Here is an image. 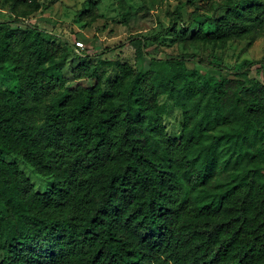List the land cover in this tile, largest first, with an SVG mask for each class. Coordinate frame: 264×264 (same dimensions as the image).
I'll return each instance as SVG.
<instances>
[{"label":"trees","instance_id":"obj_1","mask_svg":"<svg viewBox=\"0 0 264 264\" xmlns=\"http://www.w3.org/2000/svg\"><path fill=\"white\" fill-rule=\"evenodd\" d=\"M5 1L0 71L16 85H0V264H264V59L238 70L194 54L94 61L23 21L36 0ZM219 1L220 15L197 21L195 9L187 22L178 1L161 32L128 38L135 61L162 31L219 46L261 35L264 0ZM71 56L93 83L68 84ZM162 95L182 113L175 138Z\"/></svg>","mask_w":264,"mask_h":264},{"label":"rangeland","instance_id":"obj_2","mask_svg":"<svg viewBox=\"0 0 264 264\" xmlns=\"http://www.w3.org/2000/svg\"><path fill=\"white\" fill-rule=\"evenodd\" d=\"M32 0H27V4ZM39 8L23 21L31 20L37 26L53 33L56 41L57 35H63L74 43L75 50L90 54L91 60L97 58L115 59L120 57L136 66H147L149 56L164 57L177 54H194L222 64L232 70L245 68L249 62L264 59V29L261 35L254 38L245 37L228 41L226 46L212 43L189 42V36L193 29L185 35L178 29V36L186 38L175 40L171 33L162 31L157 40L148 45L140 61H135V46L130 43L131 36L142 37L155 35L161 32L170 22L168 11L174 10L178 1L182 2V14L185 22L188 21L192 11L197 9L201 15L196 20H203L204 16H210L213 12L220 15L222 9H217L219 0H96L97 3L88 10V0H36ZM94 0H90L93 2ZM13 13L8 8L5 0H0V20L11 18ZM178 20L176 15L173 16ZM123 42V44H121ZM118 44H120L118 47ZM113 47L109 50L106 48ZM98 53V54H96ZM78 58L71 56L61 64L64 74L68 78V84L90 85L94 78L75 77V65ZM109 68L108 64H103ZM105 68V70H107ZM201 70L203 68L199 67ZM250 75H255V65L250 69ZM106 72V71H105ZM0 85L15 88L16 80L7 69L0 71ZM159 102L163 105V120L166 126V134L175 138L180 134L182 125L181 110L172 104L171 99L162 95ZM7 160L15 161L20 169L33 183L35 190L44 191L49 186L48 178L39 174L23 159L15 155H7ZM1 257V253H0Z\"/></svg>","mask_w":264,"mask_h":264}]
</instances>
